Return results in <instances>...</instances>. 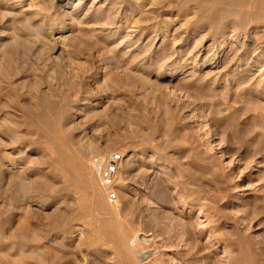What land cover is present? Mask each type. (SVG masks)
I'll return each instance as SVG.
<instances>
[{
	"label": "rangeland",
	"instance_id": "rangeland-1",
	"mask_svg": "<svg viewBox=\"0 0 264 264\" xmlns=\"http://www.w3.org/2000/svg\"><path fill=\"white\" fill-rule=\"evenodd\" d=\"M8 1L0 264H264V60L234 74L230 45L197 58L195 43L211 31L194 32L202 24L178 9L166 30L159 15L149 26L129 16L106 25L115 16L90 18L92 0L24 23ZM56 133L69 157H83V173L94 157L122 153L117 203L95 171L91 188L60 162Z\"/></svg>",
	"mask_w": 264,
	"mask_h": 264
},
{
	"label": "bare ground",
	"instance_id": "bare-ground-1",
	"mask_svg": "<svg viewBox=\"0 0 264 264\" xmlns=\"http://www.w3.org/2000/svg\"><path fill=\"white\" fill-rule=\"evenodd\" d=\"M10 1H12V3H13V4H11L13 6L12 8L18 9V11H16L17 15L24 14V19H25L24 23L28 22L29 17L30 18L31 17L37 18L38 16H40L45 11L49 12V11L55 10L56 4H59L60 2L66 1L67 2L66 5H69V3L71 2V0H10ZM10 1H8V2H10ZM80 4L81 3L79 2L78 5H80ZM163 4H161V5H163ZM25 5L27 6V8L24 9V7H26ZM159 6H160V2L156 3L153 0H92L91 4L88 6L87 12L89 13V17L92 19L96 18L97 16H99L101 14L102 15L103 14H107V15L109 14L113 17L115 16L114 18H112L113 21L111 23H109V22L106 23V25L111 24L114 26H118L119 21H121V20H118L119 18L122 19L123 16H129L130 18L132 17L134 19L133 20V25H134L133 27H136L138 24H143V23L144 24L147 23L146 25H148V23H150L148 21L153 20L152 18H155L156 16L158 17V15H159L160 25L163 26L166 30H168L169 28L172 27V24L175 23V21H176V19L172 18V14L174 12L173 10L178 9L179 11L185 13V15H190V14H192L193 16L195 15L197 17L196 18L197 22L202 24V27L196 26L193 29L194 32L197 29L204 28V27L208 28L211 31L210 34H207L205 37L203 36L204 37L203 40L199 39V41H197L195 43V46L202 45L201 47L199 46L200 48L198 46L195 47L196 49L193 47L194 49L192 52L195 53V56L197 58L202 57L203 54L205 53V51H207L210 54L217 53V51H219L215 56V57H217L219 54H221L223 52L222 49L225 45H230L229 46L230 49L228 50V52H226V56L228 58L230 56H232L231 62L228 66V71L232 72L234 74H242V73L245 74V72H247V69H249V68L251 69L253 67L259 66L262 63V61L264 60V39H263L264 34H262V35L259 34L261 32H264V0H176V1L169 2V4L167 6L165 5V7L164 6L159 7ZM158 11H160V13H162V14H160ZM12 13L13 12H11V14ZM141 19L142 20L144 19V20L139 22V20H141ZM126 22L123 24H127V25L131 24L132 25V22H129V21H128V23H126ZM18 25H20V24H18ZM127 25H126V27H127ZM130 27H132V26H130ZM143 27H145V26H143ZM193 34L195 35V33H193ZM12 36H13V34H12ZM243 38H244L243 42L248 40V41H250V43L248 45L243 44V43L241 44V41ZM189 39H191V38L189 37L188 40L187 39L186 40L189 42L190 41ZM208 41H210V43L208 44L209 46H208V48L204 49L205 45H207ZM57 43H58V41L55 44H53L54 48H52V50H51L53 53H56L59 50V48H56ZM162 43L163 44L165 43V39L162 41ZM220 45H222V46L219 48ZM240 45H245V46H240ZM250 55H251V57L248 60V57ZM211 57H212V55H211ZM216 59H218V58H216ZM215 63L216 62H214V60H212V64H215ZM245 63H246V68L241 70V68H242L241 66ZM8 69H9V67H8ZM262 70H264V68ZM2 71L4 72V70H2ZM15 74H16V72H15ZM9 76H7V77H9ZM143 82H142V86H144L143 84H145V82L144 83ZM40 120H43L44 122H48L47 118L46 119L41 118ZM61 139L62 138L58 135V133L55 134V137L51 134L49 136V141L51 143H54L57 145L60 144V146L62 145ZM65 151L66 150H65L64 146L62 145L60 147L59 153H58V159L60 160V162H62L63 164L65 163L67 165L70 164L69 167L72 166L74 168V169H72V171L74 172V175L78 177V180L79 179H81L80 181L83 180L84 182H86L85 184L90 185V187L93 185L96 186L98 184V182H97V178L95 179L93 172L95 171V173L97 175H98V173L95 170L94 166L93 165L91 166V169H93L94 171L90 172L89 170L86 169L88 172L83 173V168H84L83 157L76 155L75 157L72 158V157H69L67 154L69 151L67 153ZM55 154H56V152H55ZM70 170H71V168H70ZM72 176H73V174H72ZM77 177H75V178H77ZM100 183H101V181H100ZM50 185H51V183H50ZM94 190H96V189H94ZM94 193H95V191H94ZM93 204L95 206H101L102 205L99 199L95 200L93 202ZM107 213L111 216L115 215V212L107 211ZM100 235H102V234H100ZM117 237L119 239V236H117ZM126 239L128 240V238H126ZM140 257H141L140 259L138 258V260H139L138 263L139 264H147V262H146L147 259H145L146 256H144V257L140 256ZM126 258H127V256H126ZM144 260H145V263L143 262ZM132 263H134V262L132 261Z\"/></svg>",
	"mask_w": 264,
	"mask_h": 264
},
{
	"label": "built area",
	"instance_id": "built-area-1",
	"mask_svg": "<svg viewBox=\"0 0 264 264\" xmlns=\"http://www.w3.org/2000/svg\"><path fill=\"white\" fill-rule=\"evenodd\" d=\"M124 157L120 152H112L93 158V166L97 171L102 189L106 193L109 203L115 204L119 200L118 185Z\"/></svg>",
	"mask_w": 264,
	"mask_h": 264
}]
</instances>
